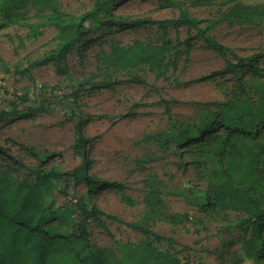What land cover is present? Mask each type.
Segmentation results:
<instances>
[{
  "label": "rangeland",
  "instance_id": "rangeland-1",
  "mask_svg": "<svg viewBox=\"0 0 264 264\" xmlns=\"http://www.w3.org/2000/svg\"><path fill=\"white\" fill-rule=\"evenodd\" d=\"M95 1L57 3L64 13L83 15ZM172 1L183 5L198 28L171 24L164 35L156 25L106 27L110 20H173L180 15V8L166 0H125L98 21L87 22L88 44L76 46L63 62L57 60L61 38L55 27L32 29L15 23L0 28V148L24 165L0 152V170H9L17 180L29 175L28 168L64 173L54 181L50 199L57 208L82 199L89 208L96 206L115 217L102 216L105 226L91 222L89 229L93 244L118 259L145 240L127 225L142 222L172 241H155L159 250L174 253L183 262L262 264L260 246L253 250L251 231L240 226L247 213L227 206L216 190V176L240 163L243 140L253 144L264 139V125L256 137L222 127L225 103L249 95L256 100L255 89L264 88V79L254 70L264 71V17L247 24L231 19L211 28L206 35L231 51L222 55L199 30L227 12V0ZM35 14L34 7L26 8L25 23L40 22ZM166 42L169 50L162 68L145 63L111 70L104 64V56L117 46L140 43L150 49ZM24 95L29 102L15 97ZM80 118L87 139L84 149L77 144ZM184 128L197 135L191 144L178 141V131ZM204 135L220 142L221 150L216 152V143L212 148L202 143ZM85 154L93 178L118 182L124 192L105 189L89 195L85 183L73 174ZM150 184L160 191V205L146 203ZM81 219L73 207L61 216L65 226L56 221L46 229L71 235ZM262 235L264 251V231Z\"/></svg>",
  "mask_w": 264,
  "mask_h": 264
},
{
  "label": "trees",
  "instance_id": "trees-1",
  "mask_svg": "<svg viewBox=\"0 0 264 264\" xmlns=\"http://www.w3.org/2000/svg\"><path fill=\"white\" fill-rule=\"evenodd\" d=\"M125 0H96L94 6L83 15L64 13L57 0H0V28L18 23L30 28L39 26H53L57 29L61 38L58 48L57 60L66 61L76 46L79 48L88 44L85 24L89 21H98L99 16L115 10ZM180 8V15L173 20L136 19L132 21H107L106 27L135 28L145 25H156L164 33L173 25H187L197 27V21L189 15L181 3L166 0ZM229 4L227 12L217 20H213L205 29H200L210 47L220 54L230 53V49L223 44L209 38L207 32L217 24L236 19L241 23H252L256 18L264 17V4L249 5L244 0H227ZM29 6L34 7L36 14L42 20L36 23H25L24 10ZM198 28V27H197ZM165 43L160 48L147 49L140 43L132 47H115L111 54L104 56V64L111 70L137 67L145 63H154L162 68L164 66V54L169 50ZM241 63L246 60L239 59ZM260 72L264 79V71ZM256 100L252 96L227 102L223 105L226 123L222 127L230 133L237 129L243 137H256L260 127L264 125V88L255 89ZM22 103L29 102L27 96H15ZM168 104V103H166ZM37 108H31L36 112ZM77 144L83 149L87 139L84 132V121L80 118L76 124ZM197 135L190 128L179 129L178 141L181 145L191 144ZM202 143L212 148L207 135L201 137ZM219 144V146H218ZM216 143V152L220 151V142ZM240 163L232 164L231 170L223 169L217 174L218 194L227 201V206L241 208L247 215L240 222L243 229L250 230V243L253 250H260L257 254L264 264L263 235L264 231V139L250 144L243 140L241 145ZM0 152L13 161H17L5 149ZM18 162V161H17ZM89 155L85 154L84 162L80 169L73 174L77 181L84 182L88 187L89 195L96 194L105 189H115L124 192L125 187L118 182L104 179H95L89 174L91 167ZM19 163V162H18ZM24 166L22 163H19ZM29 175L17 180L13 178L9 170H0V264H191L183 262L174 253L159 250L154 242H172L170 239L143 226L142 222L127 224L132 229L141 232L145 240L136 246L122 252L121 259L112 253L93 244L89 225L96 222L104 227L102 216L116 219L105 214L96 206L88 207L82 199L64 208H57L56 203L50 199V193L55 188L54 181L62 179L65 175L61 171L51 169L48 173L41 169H29ZM80 170V171H78ZM34 177L32 180L31 177ZM146 203L148 205H160V191L153 184L148 187ZM235 198L234 200H232ZM124 200L131 204L128 196ZM75 210L81 216V221L73 226L71 235L54 234L46 227L58 222L62 223L63 213Z\"/></svg>",
  "mask_w": 264,
  "mask_h": 264
}]
</instances>
